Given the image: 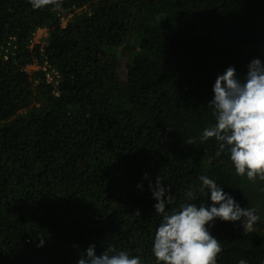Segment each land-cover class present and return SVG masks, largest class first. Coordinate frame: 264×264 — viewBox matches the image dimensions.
<instances>
[{
    "label": "trees",
    "instance_id": "obj_1",
    "mask_svg": "<svg viewBox=\"0 0 264 264\" xmlns=\"http://www.w3.org/2000/svg\"><path fill=\"white\" fill-rule=\"evenodd\" d=\"M43 29L47 41L34 45ZM0 49L9 53L0 60V264H77L91 244L156 264L162 217L145 172L167 179L166 211L207 175L258 215L255 188L200 135L215 123L217 75L264 61V0H62L39 9L0 0ZM45 62L62 75L57 88L43 71H26ZM211 234L223 249L217 264H264V236L219 220Z\"/></svg>",
    "mask_w": 264,
    "mask_h": 264
},
{
    "label": "clouds",
    "instance_id": "obj_2",
    "mask_svg": "<svg viewBox=\"0 0 264 264\" xmlns=\"http://www.w3.org/2000/svg\"><path fill=\"white\" fill-rule=\"evenodd\" d=\"M34 9L53 4L59 8L62 0H30ZM213 97L208 106L213 109L215 123L202 130L200 139L218 142L219 152L225 150L237 175L249 180L264 177V61L254 58L247 65L241 78L234 66L218 74L212 85ZM148 191L156 201L154 212L161 216L152 241V256L156 264H217V256L223 249L211 234L215 222L239 225L251 230L261 220L255 208L241 207L239 201L225 188L207 175H201L198 189L187 190L186 199L178 208L166 211L170 201V186L167 180L157 175L154 183L145 172ZM137 189L143 191L142 183ZM196 192L207 197L206 204L196 201ZM43 241H41V245ZM111 253V254H110ZM77 264H143L140 256L124 250L108 248L97 254L91 244ZM239 264H247L240 260Z\"/></svg>",
    "mask_w": 264,
    "mask_h": 264
},
{
    "label": "rangeland",
    "instance_id": "obj_3",
    "mask_svg": "<svg viewBox=\"0 0 264 264\" xmlns=\"http://www.w3.org/2000/svg\"><path fill=\"white\" fill-rule=\"evenodd\" d=\"M89 10H73L70 11L65 17L61 19V23L63 27H67L70 23L75 21L77 18L82 17L85 14H88ZM173 24V27H185L190 28L193 26H197V23L193 21H170ZM174 27V28H175ZM49 37V31L46 29L39 30L34 39V45H41V47L45 44ZM27 73L30 75L39 71L38 66H29L27 67ZM245 74L239 75L243 78ZM247 184L249 186V192H251L255 188V194L253 201L255 205L258 207V215L261 217V220L253 225V228L250 231L256 232L259 235L264 236V177L258 176L254 180H249L246 177ZM249 194V193H248ZM250 195V194H249Z\"/></svg>",
    "mask_w": 264,
    "mask_h": 264
},
{
    "label": "built area",
    "instance_id": "obj_4",
    "mask_svg": "<svg viewBox=\"0 0 264 264\" xmlns=\"http://www.w3.org/2000/svg\"><path fill=\"white\" fill-rule=\"evenodd\" d=\"M8 54H9L8 51H4L3 49H0V60H7ZM36 66H38L39 71H43L45 73L47 83L52 85L54 88H57L59 86L60 82L62 81V75L58 70H56L47 62L41 65L36 64Z\"/></svg>",
    "mask_w": 264,
    "mask_h": 264
}]
</instances>
